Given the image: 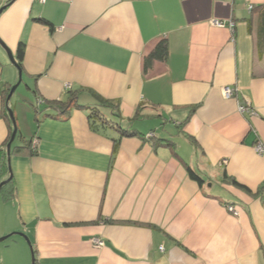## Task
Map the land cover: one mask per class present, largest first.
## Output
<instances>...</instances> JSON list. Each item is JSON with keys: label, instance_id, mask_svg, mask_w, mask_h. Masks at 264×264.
Segmentation results:
<instances>
[{"label": "crops", "instance_id": "1", "mask_svg": "<svg viewBox=\"0 0 264 264\" xmlns=\"http://www.w3.org/2000/svg\"><path fill=\"white\" fill-rule=\"evenodd\" d=\"M3 7L0 41L15 59L25 44L22 83L39 114L31 136L21 134L37 154L13 151L14 196L0 194V238L24 233L33 251L13 235L21 240L0 246V264H29L30 252L33 264H264V0ZM162 39L167 61L145 69ZM7 58L0 44L1 148L19 81ZM228 87L234 98L224 97ZM70 92L81 108L65 114L56 103ZM93 110L112 126L94 130ZM10 177L7 162L0 184Z\"/></svg>", "mask_w": 264, "mask_h": 264}, {"label": "trees", "instance_id": "2", "mask_svg": "<svg viewBox=\"0 0 264 264\" xmlns=\"http://www.w3.org/2000/svg\"><path fill=\"white\" fill-rule=\"evenodd\" d=\"M37 21L43 25H46L48 27H50V30L53 31V26L50 22H48L47 20H44L42 18L37 19ZM24 54H25V44L21 43L19 45L18 51H17V55H16V61L18 63V65L20 66L21 70L23 68V59H24ZM169 56V50H168V43L166 39H162L160 41V43H158V45L156 46V48L146 57V61H145V69L149 66H151V64L154 61H160V62H166ZM7 94V97L9 95ZM77 99L78 97L76 95L72 96V93L70 92V98L67 102H63V101H59L56 103V105L58 106L57 108L61 111L64 112L65 114H67L69 112V110L74 106L77 108H81V106L77 105ZM105 106H111L113 105L111 102H107V101H103L102 102ZM4 117L6 118L9 126H10V137L7 139V141L5 142V144L3 145V147H0V172L2 171V169H6L7 166V145L10 142L11 136H12V132H13V125L12 122L10 120V117L8 115L7 112V108H5L4 110ZM90 119L92 120V128L94 130H98V126H112V122L108 119H106L104 116H102L99 112L97 111H92L90 113ZM136 132H128L126 130H122V135L125 137H132L135 136L137 134H135ZM20 135V132L18 131L16 140L18 139V137H20L21 139V145H18L16 147L15 142L12 145V150H11V154L13 153V151H28L30 152V154L36 155L37 154V149L33 148V143H34V139L27 141L24 140ZM163 142V141H162ZM165 143L167 146L172 147V143L170 142H163ZM114 153H117L118 149H119V141H117L115 143V147H114ZM192 176L195 180L202 182V179L200 177H198L197 175H195L194 173H192ZM233 183L235 185L238 186L236 181H233ZM13 184V180H11L6 186H4L2 188V190L0 191V194L3 195L4 197H6L7 199H11L14 196V191L10 188ZM240 186V185H239ZM37 260L35 259L34 264H36Z\"/></svg>", "mask_w": 264, "mask_h": 264}, {"label": "rangeland", "instance_id": "3", "mask_svg": "<svg viewBox=\"0 0 264 264\" xmlns=\"http://www.w3.org/2000/svg\"><path fill=\"white\" fill-rule=\"evenodd\" d=\"M9 66H12L10 63L9 58H7ZM11 68H15L12 66ZM16 70V69H14ZM18 82V81H17ZM16 85V84H15ZM14 85V86H15ZM13 87V86H12ZM27 93V94H26ZM26 95H28V91L25 88V84L22 83L18 89L16 90L14 96L12 97L10 101V108L13 110L14 115L16 117V124L18 127V131L25 137H30L32 130H35V115L39 114L37 109H33L30 107V105L27 104L28 99L26 98ZM42 106V105H41ZM32 107H34L32 103ZM16 110H18L16 114ZM40 111V109H38ZM108 119V118H107ZM109 119H115L113 116L109 117ZM21 142L20 137L16 140V144H19ZM14 240H21L20 237H11L7 239L6 241L0 243V246H4L5 244H13ZM6 246V245H5ZM29 250V247H28ZM30 251V250H29ZM29 264H33V257L32 253L30 252V258L28 259Z\"/></svg>", "mask_w": 264, "mask_h": 264}, {"label": "water", "instance_id": "4", "mask_svg": "<svg viewBox=\"0 0 264 264\" xmlns=\"http://www.w3.org/2000/svg\"><path fill=\"white\" fill-rule=\"evenodd\" d=\"M5 9H6V7H3V8L0 10V15L2 14V12H3ZM0 44H1V45L3 46V48L7 51L10 62L13 64V66H15V68H16V69L18 70V72H19V81H18V83H17L15 86H13V87L11 88V90H10V92H9V95H8V97H7V100H6L7 112H8V115H9L10 120H11L12 125H13L12 136H11L10 142H9L8 145H7V157H8L9 172H10V174H11V177H10L8 180H6V181H4V182H2V183L0 184V191H1L2 188H3L4 186H6V185L12 180V178H13L12 169H11V159H12V158H11V150H12V145H13V143L15 142L16 137H17V134H18V127H17V124H16V118H15V116H14V112H13V110L10 108V101H11L12 97L14 96V94H15L16 90L18 89V87L21 85L23 79H22V70H21L20 66L18 65L16 59L14 58V56H13L11 50H9V49H8V48H7L2 42H1V41H0ZM13 235H18V236H21V237L25 238V239L27 240V242H28V244H29L31 250L33 251V247H32V244H31V242H30V239H29L24 233H13V234H11V235H8V236H5V237H3V238H0V243L6 241L7 239H9V238H10L11 236H13Z\"/></svg>", "mask_w": 264, "mask_h": 264}, {"label": "built area", "instance_id": "5", "mask_svg": "<svg viewBox=\"0 0 264 264\" xmlns=\"http://www.w3.org/2000/svg\"><path fill=\"white\" fill-rule=\"evenodd\" d=\"M42 2H46V0H42ZM212 25L215 26V27H218V28L229 27L230 30H232V32H234V24L232 22L231 23H225V22H222V21L215 20V21H212ZM67 87H69V86H67ZM235 93L236 92H235L234 88H229L228 87V88L224 89V97L226 99L234 98ZM239 111H240V113H246V112L252 113V111L247 106H240L239 107ZM36 142L37 141L34 140L33 148H36V145H37ZM256 151H257V153L259 155H264V146H262L261 144L257 145L256 146ZM227 210L234 217H239V215H240V213L236 210V208L231 206V205L227 206ZM94 244H96L100 248L104 247V243L101 240H94ZM161 250L163 251L164 249L161 248Z\"/></svg>", "mask_w": 264, "mask_h": 264}]
</instances>
